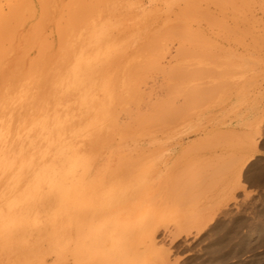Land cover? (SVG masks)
Wrapping results in <instances>:
<instances>
[{"label": "bare ground", "instance_id": "6f19581e", "mask_svg": "<svg viewBox=\"0 0 264 264\" xmlns=\"http://www.w3.org/2000/svg\"><path fill=\"white\" fill-rule=\"evenodd\" d=\"M45 1L47 9L57 2L60 15L72 22L67 20L64 29L59 22L42 44H32L26 76L0 82V223L4 224L0 240H6L0 244V264H42L40 257L30 259L33 248L29 246L44 242L50 248L59 247V255L69 256L76 264H148L155 254L157 231L174 238L198 235L212 219L206 200L218 198L221 189H217L214 170L206 167L204 143L186 145L176 156L163 160L158 145L150 140L130 155L118 156V147L110 153L118 156L116 167L98 173L97 160L76 147L77 139L93 137L89 145L101 144L95 139L105 135L102 124L112 119L110 105L114 112L128 99L131 82L125 81V74L129 62L119 67L121 50L112 52L113 46L120 48L119 43L111 44L106 37L110 28L120 25L112 21L117 11L137 7L115 0L113 4L109 0ZM35 2L42 6L39 0ZM14 4L19 9V0ZM35 8L29 10L27 33L34 30L39 16ZM229 10L224 0H209L210 95L219 86L214 65L224 49ZM142 13L140 19L145 17ZM79 15L84 22L78 21ZM182 29L190 31L191 26L184 23ZM14 30L1 18L2 41ZM158 33L137 46L135 53L151 47ZM133 42L132 38L129 43ZM77 45L85 51H75ZM175 58L170 56L166 67L158 65L163 75L165 68L175 72L170 68ZM8 90L11 99H3ZM96 90L104 100H96ZM73 104L77 106L72 108ZM149 114L147 120L154 116L160 125L171 118L173 110ZM22 207L30 215L16 213ZM40 207L48 212L39 211ZM60 216L69 220L61 239L51 232V220ZM13 223L17 226L12 227ZM38 223L45 229L36 235ZM32 234L35 239L29 242ZM22 248L25 258L17 262Z\"/></svg>", "mask_w": 264, "mask_h": 264}, {"label": "rangeland", "instance_id": "374dc122", "mask_svg": "<svg viewBox=\"0 0 264 264\" xmlns=\"http://www.w3.org/2000/svg\"><path fill=\"white\" fill-rule=\"evenodd\" d=\"M14 1L0 0V23L2 18L4 25L15 28L8 41L0 37V82L26 76L32 44H42L59 22L63 29L68 27L67 20L72 22L60 15L57 2L47 9L44 0H39L41 7L34 0H19L18 9ZM115 1L137 7L117 11L112 21L120 25L110 28L106 37L111 44L119 43L120 48H112L114 53L121 50L119 67L129 62L125 81L131 82V90L116 111L110 105L112 119L102 124L105 135L95 139L102 143L92 146L93 137L80 136L76 147L93 155L97 172L103 174L105 168L116 167L118 156L144 149L147 140L158 145L160 160L176 156L186 145L204 143L206 167L214 170L217 189H221L218 198L206 200L212 219L198 235L174 238L157 231L155 254L148 264H264V0H224L230 14L223 28L224 49L214 65L219 86L213 95L207 88L212 66L206 40L209 0ZM30 8L39 16L34 30L27 33ZM142 12L144 21L138 16ZM77 19L84 22V16ZM184 23L191 26L190 31L182 29ZM156 31L154 44L135 53ZM132 38L134 42L129 43ZM77 49L85 51L78 45ZM170 56L176 57L170 66L175 72L165 68L163 75L158 65L166 67ZM11 94L8 90L2 98L10 100ZM95 94L96 100H104L98 90ZM158 109L173 110V115L160 125L154 116L147 120L149 112ZM118 147V156L111 155ZM15 211L30 215L26 207ZM39 211L48 212L41 207ZM51 221V232L63 238L69 220L60 216ZM43 225L36 224L34 234L41 233ZM34 234L27 238L29 242ZM29 247L33 248L30 259L40 257L42 264H57L56 258L60 264H76L69 256L59 255V247L50 248L45 242ZM25 255V249H20L15 261L21 262Z\"/></svg>", "mask_w": 264, "mask_h": 264}, {"label": "crops", "instance_id": "0c3cea01", "mask_svg": "<svg viewBox=\"0 0 264 264\" xmlns=\"http://www.w3.org/2000/svg\"><path fill=\"white\" fill-rule=\"evenodd\" d=\"M161 1V0H160ZM163 1V0H162Z\"/></svg>", "mask_w": 264, "mask_h": 264}]
</instances>
